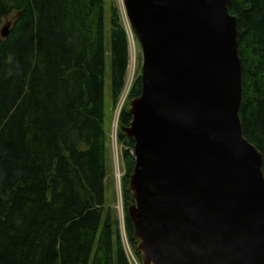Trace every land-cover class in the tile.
<instances>
[{
	"label": "trees",
	"instance_id": "trees-1",
	"mask_svg": "<svg viewBox=\"0 0 264 264\" xmlns=\"http://www.w3.org/2000/svg\"><path fill=\"white\" fill-rule=\"evenodd\" d=\"M105 1L0 0V264H132L106 204L107 124L126 86L129 37L113 5L108 47ZM229 11L239 27L244 133L264 155V0H231ZM141 90L138 76L129 99ZM131 121L124 106L127 207L134 141L122 128ZM125 219L135 249L128 212Z\"/></svg>",
	"mask_w": 264,
	"mask_h": 264
},
{
	"label": "water",
	"instance_id": "water-1",
	"mask_svg": "<svg viewBox=\"0 0 264 264\" xmlns=\"http://www.w3.org/2000/svg\"><path fill=\"white\" fill-rule=\"evenodd\" d=\"M231 0H123L143 50L128 215L143 264H264V155ZM10 23L1 30L8 36Z\"/></svg>",
	"mask_w": 264,
	"mask_h": 264
},
{
	"label": "rangeland",
	"instance_id": "rangeland-1",
	"mask_svg": "<svg viewBox=\"0 0 264 264\" xmlns=\"http://www.w3.org/2000/svg\"><path fill=\"white\" fill-rule=\"evenodd\" d=\"M105 3H106L107 16H108V21H107L108 47H109V37H110L109 36V31H110L109 16L111 12V6L114 5L120 9L121 14L123 15V22L127 30L129 31V35H130V68L128 69V73H127V80H126L127 85L122 93L124 97V92L126 93L128 92L127 93L128 97L123 105L124 107V106L129 105L128 101L130 100L129 99V93L131 89L130 87H132V84L134 83V80L136 79V77L141 76L142 74L143 51H142V46H141L139 39L136 37V35L133 33V30L130 27L129 21L125 14L123 0H106ZM109 63H110V59H108V71H107V77H106V109L108 110H109V105H110L109 102H111V105H112V101H113ZM122 95L120 96V98L122 97ZM119 100L116 103V106L113 107V109L111 110L112 111L110 115L111 118H109V121L107 124L109 141H108V148L106 152L107 175H108V182H107V188H106V204H111V206L115 209L117 216L121 223L120 231L123 237L124 247L126 246V249L130 255V258L133 260V262H135V259L140 261L141 256L139 258V256L136 255L134 251L135 249L134 247H132L128 239L126 221H125L128 207L126 205L124 191L122 189L123 187L122 180L119 177L120 174L121 176H123V174L125 173V166H124L123 152H122L124 148L121 146V143H118L119 139L116 140V138L111 135L113 134V131L115 130L114 116L116 113V108L118 106ZM121 184H122V187H121Z\"/></svg>",
	"mask_w": 264,
	"mask_h": 264
},
{
	"label": "built area",
	"instance_id": "built-area-1",
	"mask_svg": "<svg viewBox=\"0 0 264 264\" xmlns=\"http://www.w3.org/2000/svg\"><path fill=\"white\" fill-rule=\"evenodd\" d=\"M123 102H124V98L121 99V101L119 102L118 108L116 110V123H117V118H118V115H119V112H120V109L122 107Z\"/></svg>",
	"mask_w": 264,
	"mask_h": 264
},
{
	"label": "bare ground",
	"instance_id": "bare-ground-1",
	"mask_svg": "<svg viewBox=\"0 0 264 264\" xmlns=\"http://www.w3.org/2000/svg\"><path fill=\"white\" fill-rule=\"evenodd\" d=\"M134 48V47H133ZM134 50V49H133ZM132 64H133V62H132Z\"/></svg>",
	"mask_w": 264,
	"mask_h": 264
},
{
	"label": "crops",
	"instance_id": "crops-1",
	"mask_svg": "<svg viewBox=\"0 0 264 264\" xmlns=\"http://www.w3.org/2000/svg\"><path fill=\"white\" fill-rule=\"evenodd\" d=\"M111 104V103H110ZM111 110V109H110Z\"/></svg>",
	"mask_w": 264,
	"mask_h": 264
}]
</instances>
